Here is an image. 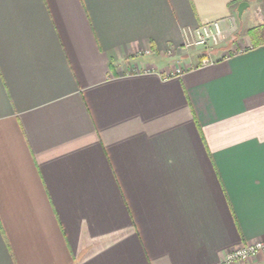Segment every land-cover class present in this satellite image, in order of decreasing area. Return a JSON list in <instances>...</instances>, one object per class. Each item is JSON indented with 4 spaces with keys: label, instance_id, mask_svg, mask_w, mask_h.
Listing matches in <instances>:
<instances>
[{
    "label": "crops",
    "instance_id": "0c3cea01",
    "mask_svg": "<svg viewBox=\"0 0 264 264\" xmlns=\"http://www.w3.org/2000/svg\"><path fill=\"white\" fill-rule=\"evenodd\" d=\"M243 1L0 0V264H218L264 239V0L238 24ZM214 20L200 65L186 40Z\"/></svg>",
    "mask_w": 264,
    "mask_h": 264
},
{
    "label": "built area",
    "instance_id": "2783aa9c",
    "mask_svg": "<svg viewBox=\"0 0 264 264\" xmlns=\"http://www.w3.org/2000/svg\"><path fill=\"white\" fill-rule=\"evenodd\" d=\"M191 36V38L186 40L187 42L185 45L187 48L200 46L203 49L204 55L201 58L200 65L205 66L214 63L216 58L214 57L213 51L221 47L226 40V33L221 24V20H214L197 26V28L191 32ZM236 44L231 48L233 49ZM231 48L225 50L222 56L228 57L237 52H243V49H240L235 50L234 53H230L228 51L231 50ZM147 52L150 53V50H147ZM181 72L180 69L175 68L174 70L167 71L166 76L171 77L172 75L181 74ZM260 253H264V239L256 240V242L243 244L241 247L231 249L225 254L223 261L218 264H251L256 258V255Z\"/></svg>",
    "mask_w": 264,
    "mask_h": 264
},
{
    "label": "trees",
    "instance_id": "16d2710c",
    "mask_svg": "<svg viewBox=\"0 0 264 264\" xmlns=\"http://www.w3.org/2000/svg\"><path fill=\"white\" fill-rule=\"evenodd\" d=\"M249 37L252 38L253 45L264 43V23L249 30Z\"/></svg>",
    "mask_w": 264,
    "mask_h": 264
},
{
    "label": "rangeland",
    "instance_id": "374dc122",
    "mask_svg": "<svg viewBox=\"0 0 264 264\" xmlns=\"http://www.w3.org/2000/svg\"><path fill=\"white\" fill-rule=\"evenodd\" d=\"M235 21L238 23V24H241V22H242V19L239 17V16H237L236 17V19H235ZM234 36L235 37H239V35H237L236 34V32L234 33ZM241 36V35H240ZM238 39V38H237ZM226 41H227V38H226V40L223 42V44L224 43H226ZM239 43H237L236 44V46L232 49L231 48V50H229L228 52H230V53H234L235 52V50H240V49H247V47H249V46H252V44H250V43H248V41L247 42H243L242 41V44H240V45H238ZM233 50V51H232ZM178 66V65H177ZM177 69H180L181 71H182V67H180V66H178V67H176Z\"/></svg>",
    "mask_w": 264,
    "mask_h": 264
},
{
    "label": "water",
    "instance_id": "95a60500",
    "mask_svg": "<svg viewBox=\"0 0 264 264\" xmlns=\"http://www.w3.org/2000/svg\"><path fill=\"white\" fill-rule=\"evenodd\" d=\"M250 3L245 0L241 2L237 8V12L239 13V17L242 18L244 11L246 10L247 7H249Z\"/></svg>",
    "mask_w": 264,
    "mask_h": 264
}]
</instances>
